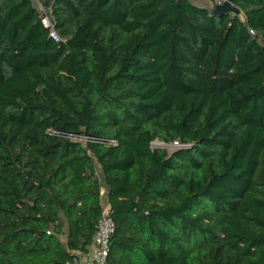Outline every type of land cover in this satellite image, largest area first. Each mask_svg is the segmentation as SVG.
Here are the masks:
<instances>
[{
	"label": "trees",
	"instance_id": "trees-1",
	"mask_svg": "<svg viewBox=\"0 0 264 264\" xmlns=\"http://www.w3.org/2000/svg\"><path fill=\"white\" fill-rule=\"evenodd\" d=\"M38 1L58 41L0 0V264H72L102 201L108 264H264V0Z\"/></svg>",
	"mask_w": 264,
	"mask_h": 264
},
{
	"label": "built area",
	"instance_id": "built-area-1",
	"mask_svg": "<svg viewBox=\"0 0 264 264\" xmlns=\"http://www.w3.org/2000/svg\"><path fill=\"white\" fill-rule=\"evenodd\" d=\"M41 5L39 4V9ZM43 12L41 17L42 24L48 28L49 37L58 41L59 37L53 23V17L45 14V9H40ZM254 33L253 30H250ZM73 140L92 143L115 144L114 140H106L86 135L71 136ZM172 147H181L179 141H173ZM104 194V189H100V196ZM102 211L96 222V228L93 236L92 243L84 252H75L72 258V264H108L107 257L109 252V242L112 234L114 233V223L110 217V207L108 204L101 202Z\"/></svg>",
	"mask_w": 264,
	"mask_h": 264
},
{
	"label": "rangeland",
	"instance_id": "rangeland-1",
	"mask_svg": "<svg viewBox=\"0 0 264 264\" xmlns=\"http://www.w3.org/2000/svg\"><path fill=\"white\" fill-rule=\"evenodd\" d=\"M195 4H198V5H202V6H205L207 7L208 9H211L215 4H218V3H222V2H219V1H209V0H192ZM35 3L38 4V7H39V1L38 0H34ZM42 9V6L41 8ZM152 146L154 148H167V149H173L172 147V142L171 143H166L162 140H159V139H156L152 142Z\"/></svg>",
	"mask_w": 264,
	"mask_h": 264
},
{
	"label": "water",
	"instance_id": "water-1",
	"mask_svg": "<svg viewBox=\"0 0 264 264\" xmlns=\"http://www.w3.org/2000/svg\"><path fill=\"white\" fill-rule=\"evenodd\" d=\"M210 12L213 14H221V13H233L239 14L240 11L238 8L232 5V0H223L222 3L215 4Z\"/></svg>",
	"mask_w": 264,
	"mask_h": 264
}]
</instances>
